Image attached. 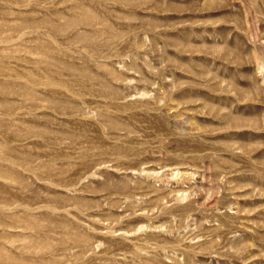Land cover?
Segmentation results:
<instances>
[{
  "label": "rangeland",
  "instance_id": "1",
  "mask_svg": "<svg viewBox=\"0 0 264 264\" xmlns=\"http://www.w3.org/2000/svg\"><path fill=\"white\" fill-rule=\"evenodd\" d=\"M0 264H264V0H0Z\"/></svg>",
  "mask_w": 264,
  "mask_h": 264
}]
</instances>
